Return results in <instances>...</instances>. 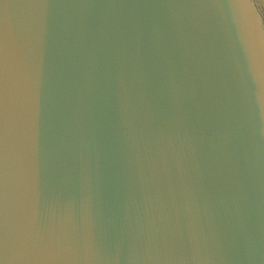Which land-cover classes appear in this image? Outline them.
Segmentation results:
<instances>
[{
    "label": "water",
    "instance_id": "95a60500",
    "mask_svg": "<svg viewBox=\"0 0 264 264\" xmlns=\"http://www.w3.org/2000/svg\"><path fill=\"white\" fill-rule=\"evenodd\" d=\"M0 264H264V0H0Z\"/></svg>",
    "mask_w": 264,
    "mask_h": 264
}]
</instances>
